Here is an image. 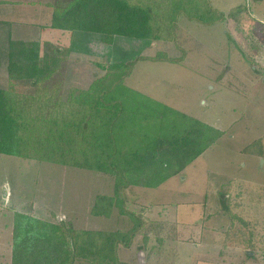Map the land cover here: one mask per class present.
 <instances>
[{"label": "rangeland", "instance_id": "374dc122", "mask_svg": "<svg viewBox=\"0 0 264 264\" xmlns=\"http://www.w3.org/2000/svg\"><path fill=\"white\" fill-rule=\"evenodd\" d=\"M52 1L0 0V87H11L10 39L37 40L42 53L59 49L66 91L72 86L87 88L103 73L97 63L159 51L170 57L183 55L182 64L139 61L126 84L179 116L186 115L187 120L171 115L181 124L178 129L199 120L221 132L216 142L162 185L124 191L128 210L141 215L151 229L149 239L139 235L130 247H119L120 260L264 264V0H210L228 20L209 27L180 18L175 42L117 36L109 46L95 33L51 27ZM220 72L222 80H214ZM29 88L18 84L10 91ZM5 182L16 207L0 212L2 264L11 259L8 225L9 220L13 223V208L49 221H71L78 229L128 233L134 223L117 208L110 217L91 214L95 195L113 190V178L103 173L0 153L1 188H7ZM156 220L168 224L157 230ZM175 232L179 239L171 238Z\"/></svg>", "mask_w": 264, "mask_h": 264}, {"label": "trees", "instance_id": "16d2710c", "mask_svg": "<svg viewBox=\"0 0 264 264\" xmlns=\"http://www.w3.org/2000/svg\"><path fill=\"white\" fill-rule=\"evenodd\" d=\"M23 1L16 0L27 4ZM50 5L51 27L95 33L108 46L117 36L175 42L180 18L204 26L228 20L210 0H53ZM59 52L42 53L37 40H9L11 87H0V153L111 176L112 193L95 195L90 212L110 217L117 208L134 223L128 233L78 229L71 221L16 211L10 264H127L120 260L118 248L130 247L139 235L149 239L151 228L141 215L128 210L124 191L162 185L216 142L221 132L199 120L178 129L181 124L171 115L187 120L186 115L179 116L126 84L139 61L180 64L185 62L183 55L170 57L159 51L97 63L103 73L87 88L72 86L66 91ZM18 84L30 88L10 91ZM165 224L156 220L153 227L158 230ZM171 238L179 239L177 232Z\"/></svg>", "mask_w": 264, "mask_h": 264}, {"label": "crops", "instance_id": "0c3cea01", "mask_svg": "<svg viewBox=\"0 0 264 264\" xmlns=\"http://www.w3.org/2000/svg\"><path fill=\"white\" fill-rule=\"evenodd\" d=\"M216 8V7H215ZM219 24V23H218ZM217 24L215 25H212V26H209V27H213V26H216ZM182 64V63H180ZM222 70V69H220ZM217 79H214V80H222V72H220V74L216 77ZM4 88V87H3ZM213 89V88H212ZM4 184L7 185V188L4 189V185H3V188L0 187V212L4 209V208H12V207H16V205L13 206V204L11 203V200H12V197H13V192L12 190L10 189L9 187V184L8 182H5ZM5 190V191H4ZM18 208V207H17ZM17 208H13V210L16 211H19ZM23 212V211H22ZM1 222V220H0ZM9 228H10V233H11V240H12V229H13V223L9 220ZM0 229H2V222H1V226H0ZM12 241H10L11 243ZM1 254H3L2 252H0V257H1ZM10 256H11V252H10ZM0 261H1V258H0ZM10 261L11 259L9 260V264H10ZM1 264H2V261H1Z\"/></svg>", "mask_w": 264, "mask_h": 264}]
</instances>
